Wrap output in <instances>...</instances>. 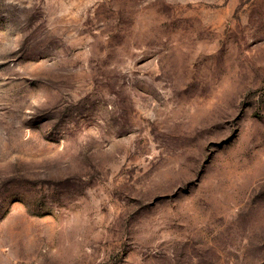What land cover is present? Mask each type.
Listing matches in <instances>:
<instances>
[{
	"label": "rangeland",
	"instance_id": "1",
	"mask_svg": "<svg viewBox=\"0 0 264 264\" xmlns=\"http://www.w3.org/2000/svg\"><path fill=\"white\" fill-rule=\"evenodd\" d=\"M0 264H264V0H0Z\"/></svg>",
	"mask_w": 264,
	"mask_h": 264
}]
</instances>
